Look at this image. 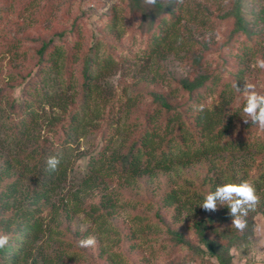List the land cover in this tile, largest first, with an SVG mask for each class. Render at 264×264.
Listing matches in <instances>:
<instances>
[{
	"label": "trees",
	"instance_id": "1",
	"mask_svg": "<svg viewBox=\"0 0 264 264\" xmlns=\"http://www.w3.org/2000/svg\"><path fill=\"white\" fill-rule=\"evenodd\" d=\"M183 1L156 0L151 5L152 17L143 18L150 21L146 37L140 40L141 53L148 62L189 48L182 32L187 30L183 21L198 18L197 12L181 13ZM44 4L43 12L29 18L46 19L52 3ZM202 18L198 19L200 23L205 20ZM117 21L114 18L110 28ZM254 21L264 23V11ZM85 42V35L75 25L51 37L36 53L37 70L23 84L22 98L8 99L0 89V232L10 236L9 244L0 249V264H83L85 254L70 239L53 243L62 234L61 217L71 219L73 213H81L92 223L105 261L124 264V257L114 249L116 244L112 245L115 239L109 232L115 230L108 211L80 205V199L99 180L133 185L201 158H212L213 162L225 152L236 154L252 148L264 152V140L248 141L230 135L243 108L234 104L233 84L239 81L214 74L183 83L181 89L173 88L167 95L131 91L127 85L117 89L110 71L124 49L104 38ZM254 52L244 46L238 54L240 64L244 65ZM233 72L242 79L244 66L235 67ZM155 73L160 74L159 69ZM172 95L182 102L176 104ZM212 95L214 99L209 101ZM200 106L202 111L198 110ZM53 156L60 161L54 171L47 164ZM231 178L226 172L216 176L211 191L222 182H233ZM255 182L252 184L259 192L261 184ZM260 182L264 190V172ZM110 193L119 198L118 190L106 194ZM203 198L200 192L179 186L164 191L159 200L162 206L174 209L176 218L181 210H190L192 203ZM139 203L126 199L123 205L134 207ZM130 218L136 224L140 220L134 232H155V223L148 218L143 221V215ZM218 219H232L226 205L217 209L209 222ZM209 226L204 229L201 223L196 224L208 248L211 245L204 230L216 235L234 231L228 224L222 229ZM87 233L84 231L83 236ZM177 238L183 242L179 234Z\"/></svg>",
	"mask_w": 264,
	"mask_h": 264
},
{
	"label": "rangeland",
	"instance_id": "2",
	"mask_svg": "<svg viewBox=\"0 0 264 264\" xmlns=\"http://www.w3.org/2000/svg\"><path fill=\"white\" fill-rule=\"evenodd\" d=\"M46 1L52 3L50 15L43 21L29 18L43 12ZM25 5H32L33 9L24 8ZM182 6L181 13L197 12L198 19H205L201 23L198 19L191 21V17L183 21L187 30L182 32L189 48L156 56L148 62L146 55L141 53L140 40L146 37L151 19L148 23L143 18L152 17L154 11L144 0L139 3L135 0H0L1 95L5 94L8 99L22 98L23 84L33 78L37 70L36 53L42 43L67 32L74 25L81 29L88 44L104 38L124 49L120 54L123 56L110 71L117 89L127 85L131 91L167 95L173 88L181 89L183 83L215 74L231 82L239 81L237 85L241 89L245 82L253 83L264 94V70L252 67L256 58H264V23L254 21L255 16L264 11V0H184ZM114 18L118 20L117 24L110 28ZM244 46L252 47L255 52L242 65L238 54ZM241 66H244L245 74L238 80L233 71ZM156 69L160 74L155 73ZM234 93V104L243 107L242 93ZM173 99L176 104L182 102V98ZM211 99H214L213 95L209 101ZM240 111L230 135L248 141H263L264 132L251 123H244L243 119L247 117L242 109ZM221 155L214 157L213 162L212 158H201L187 165H178L159 173L154 180L140 179L133 185L99 180L97 186L80 199V205L108 211V219L115 230L109 232L115 242H108L113 246L116 244L114 249L124 257V264H264V190L260 182L264 172V152L252 148L248 152ZM225 172L233 182L248 180L255 185L258 180L261 188L257 193L262 200L249 211L244 231L233 228V232L216 235L204 230L211 245L208 248L201 241L196 224L201 223L204 229L209 225L222 229L231 225V219L213 220L210 224V217L212 219L215 212L200 207L202 200L192 203L190 210H181L174 218V209L162 206L159 197L164 191L179 186L194 189L205 196L211 191V181ZM110 190H118L119 198L115 193L107 195ZM126 199L140 203L124 207ZM146 202L151 205L147 206ZM221 206L218 204L217 209ZM133 214L143 215V221L147 218L153 221L155 232H134L140 220L136 224L130 218ZM72 215L71 219L61 217L62 234L59 241L53 243H59L60 239L66 243L70 239L74 247L85 254L83 264H108L104 259L106 254L100 251L101 241L92 223L81 213ZM84 231L88 232L87 236L96 237L95 247H79V240L87 237L83 236ZM178 234L183 242H178Z\"/></svg>",
	"mask_w": 264,
	"mask_h": 264
},
{
	"label": "clouds",
	"instance_id": "3",
	"mask_svg": "<svg viewBox=\"0 0 264 264\" xmlns=\"http://www.w3.org/2000/svg\"><path fill=\"white\" fill-rule=\"evenodd\" d=\"M148 5H154L156 0H144ZM253 68L264 70V58H256L252 64ZM236 92L242 93L244 105L242 108L243 114L247 117L244 120L246 124H252L257 127L260 132H264V94L257 90V86L250 82H245L243 88L233 84ZM203 110V106L198 108ZM60 161L57 157H49L47 164L51 170H55ZM260 202V197L257 195L256 189L252 182L241 180L239 182H225L218 185L215 191L208 192L199 205L205 211L215 212L217 206L226 205L229 209L231 226L238 231H244L247 227L246 217L249 211H252ZM10 242V236L0 232V249L5 248ZM79 247L82 249L93 248L97 245L95 236L89 235L84 239L79 240Z\"/></svg>",
	"mask_w": 264,
	"mask_h": 264
}]
</instances>
